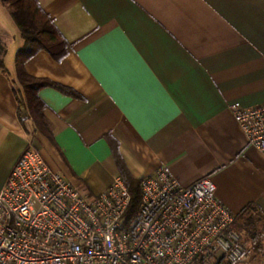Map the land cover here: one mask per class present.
<instances>
[{
    "label": "crops",
    "instance_id": "1",
    "mask_svg": "<svg viewBox=\"0 0 264 264\" xmlns=\"http://www.w3.org/2000/svg\"><path fill=\"white\" fill-rule=\"evenodd\" d=\"M39 2L72 44L60 61L42 50L27 63L55 83L39 92L45 135L20 117L7 55L23 38L0 1V187L33 145L90 195L110 187L121 159L140 180L161 166L184 186L211 176L234 214L255 203L264 215V154L229 109L264 103V0Z\"/></svg>",
    "mask_w": 264,
    "mask_h": 264
},
{
    "label": "built area",
    "instance_id": "2",
    "mask_svg": "<svg viewBox=\"0 0 264 264\" xmlns=\"http://www.w3.org/2000/svg\"><path fill=\"white\" fill-rule=\"evenodd\" d=\"M264 154V103L229 105ZM136 214L118 175L97 195L69 182L30 145L0 187V264H237L246 254L211 176L188 186L161 166L141 178Z\"/></svg>",
    "mask_w": 264,
    "mask_h": 264
},
{
    "label": "trees",
    "instance_id": "3",
    "mask_svg": "<svg viewBox=\"0 0 264 264\" xmlns=\"http://www.w3.org/2000/svg\"><path fill=\"white\" fill-rule=\"evenodd\" d=\"M7 7L11 17L20 30L23 45L15 57L16 77L15 96L19 104V113L24 121L23 113L27 114L35 126V131L51 135L45 110L46 104L40 97V90L55 83L44 77L29 73L27 63L38 52L47 51L54 59L60 61L69 53L71 42L63 35L54 19L44 10L39 0H0ZM7 45L0 38V70L8 72L5 57ZM119 176L126 184L131 202L126 212V218L137 213L142 197L141 180L134 177L121 159H118ZM264 218L259 206L255 203L246 206L236 215L231 229L236 230L241 237L252 234L257 222Z\"/></svg>",
    "mask_w": 264,
    "mask_h": 264
},
{
    "label": "rangeland",
    "instance_id": "4",
    "mask_svg": "<svg viewBox=\"0 0 264 264\" xmlns=\"http://www.w3.org/2000/svg\"><path fill=\"white\" fill-rule=\"evenodd\" d=\"M19 28L14 23V35L17 34ZM15 53L9 52L7 55L8 66L14 68ZM46 163L49 164L42 150H40ZM53 169V168H52ZM252 234H243L242 240L246 249V254L243 259L237 262V264L251 262L252 264H264V218L257 222L256 229L252 230Z\"/></svg>",
    "mask_w": 264,
    "mask_h": 264
}]
</instances>
